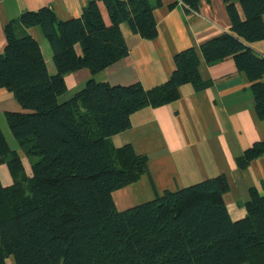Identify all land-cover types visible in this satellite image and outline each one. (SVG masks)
I'll use <instances>...</instances> for the list:
<instances>
[{"label":"trees","instance_id":"obj_1","mask_svg":"<svg viewBox=\"0 0 264 264\" xmlns=\"http://www.w3.org/2000/svg\"><path fill=\"white\" fill-rule=\"evenodd\" d=\"M223 0L231 33L199 47L207 65L232 57L251 84L255 111L264 119V58L248 44L264 40V0ZM196 11L199 0H180ZM162 0H89L79 18L59 20L52 9L24 12L5 28L0 88L25 113H6L10 131L27 158L31 177L0 130V165L14 183H0V264H264V197L250 190L244 219L233 222L223 197L225 175L165 192L118 211L112 194L148 174L147 160L130 146L112 149L107 139L131 126V115L178 100L199 75L194 48L177 53L162 85L111 86L89 80L64 103V76L80 69L96 74L128 54L121 25L144 40L157 37L154 11ZM174 4L169 8H173ZM38 27L49 47L50 73L39 43L25 29ZM80 48L78 55L76 47ZM264 154L256 142L238 158L245 168Z\"/></svg>","mask_w":264,"mask_h":264},{"label":"crops","instance_id":"obj_2","mask_svg":"<svg viewBox=\"0 0 264 264\" xmlns=\"http://www.w3.org/2000/svg\"><path fill=\"white\" fill-rule=\"evenodd\" d=\"M88 1L0 0V54L6 45V26L22 13L47 7L59 20H69L79 18ZM238 2L234 1L243 19ZM172 4L174 7L169 8ZM154 17L155 39L144 40L122 24L127 56L96 74L86 68L66 74V91L58 101L71 100L89 80L111 86L139 84L151 90L171 77L177 53L194 48L200 59V78L209 86L198 92L189 84L181 86L178 100L132 114L130 128L107 139L112 149L130 146L137 156L146 158L148 168V174L137 182L114 192L113 201L118 211H124L165 192L225 175L229 191L223 197L224 204L233 222L242 220L250 190L264 197V154L245 168L238 167L237 160L254 143L264 141V119L258 118L251 84L244 73L238 72L234 59L228 57L207 65L199 51L203 43L231 33L226 3L199 0L198 9L188 12L180 0H162ZM262 20L264 23V14ZM25 33L39 43L49 72L53 73L49 47L40 28H28ZM248 46L255 56L264 58V40ZM76 51L81 54L78 46ZM260 83L264 84V75ZM6 113L25 111L12 94L0 88V130L9 148L19 155L25 175L31 177L30 164L10 131ZM0 183L3 187L14 183L6 164L0 165ZM5 264H15L13 257Z\"/></svg>","mask_w":264,"mask_h":264},{"label":"rangeland","instance_id":"obj_3","mask_svg":"<svg viewBox=\"0 0 264 264\" xmlns=\"http://www.w3.org/2000/svg\"><path fill=\"white\" fill-rule=\"evenodd\" d=\"M3 176H4V175H3ZM3 176H2V178H4Z\"/></svg>","mask_w":264,"mask_h":264}]
</instances>
